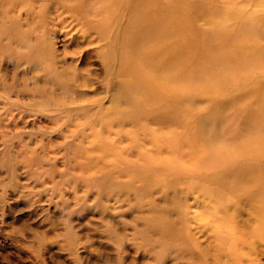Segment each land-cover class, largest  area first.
Here are the masks:
<instances>
[{
  "label": "rangeland",
  "instance_id": "374dc122",
  "mask_svg": "<svg viewBox=\"0 0 264 264\" xmlns=\"http://www.w3.org/2000/svg\"><path fill=\"white\" fill-rule=\"evenodd\" d=\"M70 4L0 0L3 83L9 84L15 75L20 90L26 75L36 76V84L43 86L38 70L16 61L17 56L35 55L38 47L39 55L56 60L58 68L62 63L73 64L79 71L68 91L58 90V97L67 104L58 109L57 124L49 121L55 114L40 109L31 93L0 90V127L5 126L7 133V139L0 136V264H264V221L243 203L229 216L216 214L213 204L192 183L220 175L223 170L218 165L234 167L209 151L213 137L217 138V121L208 119L200 126L194 121L227 104L226 115L234 118L226 127L231 133L245 122L247 109L254 112L253 117H261L264 110V95L252 91L264 81V0H202L198 4L209 7L194 17L199 34L218 39L223 48L225 43L234 45L235 53L262 54L234 60L242 68L238 77L248 81L235 86L232 82L237 77L219 71L222 52L212 38L204 47L182 49L194 57L205 50L200 68L215 74L213 81L202 76L196 81L191 74L180 81L173 79L170 110L180 127L177 134L162 139L167 141L161 143L165 150L158 154L150 139L162 138L160 124L150 119L169 104L152 105L148 99L154 92L145 89L144 83L136 94L140 110L128 111L129 105L123 102L114 104L110 84L114 78L103 70L107 50L103 44L110 46L112 37L126 34L130 16L125 12L109 18L113 22L109 43H98L96 35L87 36L72 17L75 7ZM100 14V10L92 11V23ZM232 55L239 54L225 53L222 58ZM258 65L259 72L250 71ZM123 68L126 71L130 65ZM140 72L135 68L133 76ZM27 88L33 91L32 84ZM243 96L248 97L246 102L235 104ZM122 117L140 121L137 125L130 120L119 122ZM260 117L253 123V142L264 156ZM202 131L209 141L202 138ZM236 131L240 139L236 143L232 134L223 137L227 149L220 152L224 157L246 148V140ZM257 164L255 189L262 188L264 196V157ZM224 201L228 207L234 205L232 196L225 195Z\"/></svg>",
  "mask_w": 264,
  "mask_h": 264
},
{
  "label": "bare ground",
  "instance_id": "6f19581e",
  "mask_svg": "<svg viewBox=\"0 0 264 264\" xmlns=\"http://www.w3.org/2000/svg\"><path fill=\"white\" fill-rule=\"evenodd\" d=\"M61 1H64V3L73 2V5L70 4V6L75 7L71 11L72 17L83 26L84 32L87 36L95 34L98 43H109V33L112 29L111 24L113 23L109 18H114V16L116 17L118 14L124 15L125 12L126 15L130 16V24L126 25V28L123 27V29L125 28L124 30L126 31V34L122 31L123 34L118 37H112V40L110 39V46L103 44L104 50L105 47H107L106 52L103 53L102 56V58H104L103 70L105 72H110L114 78L112 83H110L114 88V104L123 102L125 105H129L128 111L140 110L142 103L140 105V101H138L139 99H137L136 94L139 93L141 91L140 88H144V86L145 89L148 88L149 91L152 89L154 92L152 97L148 99V101L152 102V105L160 107V102H163L165 105L166 103L169 104L163 107V111L156 113V115L150 119L151 121L160 124L158 130L162 133V138L158 137L157 139L154 137L153 139H150L152 140L150 141V144L156 148L155 150L158 149L155 154L164 152L165 149H162L161 143L167 141L162 139L166 138L169 133H171L170 135L177 134V129L180 127L178 122H174L175 112L172 108L170 110V103H173V97L170 96L173 79L174 81H180L178 79L183 80L184 78H188L187 75L190 74L193 75V77H196L193 79L196 81H200L199 76L210 77V79L214 78L215 73L210 74L200 68L199 60L202 58V54L205 55V50L202 51V54L194 57L193 54H190V52L187 53V50H184L183 52L182 49H189V47L195 48L198 45L204 47L206 45L204 43H209L210 38H212V40L216 42L215 44L219 51L222 52L218 58V63L221 66L219 71L224 72V74L231 72L233 77H237L232 82L235 86L236 84L239 86L244 85V83L248 81L246 78L238 77V71L242 68L237 64L238 62L234 63V60H239L241 58L244 59L245 54H248V58H250V56H256V54H262L259 53V51L254 54L255 52L251 50H247L248 52L242 51L235 53L236 51L232 49V47H235L234 45L225 43L223 48L218 39H214L207 35L204 36L202 32L199 34L198 31H200V28L196 25L197 18L194 19V17L201 15L209 9V7L198 5L202 0H195L197 3H193L192 0H189L186 6L183 4L184 0ZM95 10H100V19L96 21L93 18L95 21L92 23L90 17L92 11ZM139 10H142V12H139ZM182 17H184V21L181 22ZM188 27L190 28L188 29ZM39 49L40 48L38 47V49L35 50V55L17 56L18 58L16 61L28 62L30 63L29 68L38 70V72L42 74L41 82L43 83V86H38L36 84L38 82L36 76L28 77L25 75L23 76V83L19 90L16 87L17 79L15 75H13L10 77L11 80L9 84L3 83L0 80V90L5 94L31 93L32 96L37 97V105L40 109H49V111L55 114L54 116L52 115L49 121L50 123L57 124L58 109L67 104L62 98L58 97V90L63 92L68 91L72 80L79 76V71L73 64L62 63L59 66L60 68H58L57 61L41 57L39 55ZM225 53L239 54L240 56L232 55V60H230V56V58L228 57L229 59H223L222 55ZM0 57L3 59L5 53L0 51ZM193 63L194 66L192 65ZM125 64L130 65V69H126V71L123 70ZM135 68L140 69V75L135 74L136 76H133V70H135ZM261 69L262 68L258 65V67L254 66L250 71L255 72L258 70L259 72ZM227 75L230 76L231 74L229 73ZM144 79L147 81L146 83ZM244 80H246V82L242 83ZM142 83H144V86ZM28 84L33 85L32 92L28 90ZM218 89L221 91L220 88ZM252 91L255 94L260 93L261 95H264V81L257 82ZM222 92L223 91L219 93ZM149 94H151V92ZM246 97L247 96L237 98L235 104L246 102ZM175 102H177V100H174V103ZM227 110V104H220L214 108L213 113H207L203 116L200 122H198V120H195L194 122L200 126L208 119L217 121L214 129L217 138L215 136L213 137L212 144L210 145L212 148H210L209 151L213 157L218 154L222 155L225 164H232L234 167L227 168V166H214V169L220 168L223 172L218 176L212 175L209 179H206V181L203 179L201 181L195 179L192 181L193 187L199 192V195L203 196V198L209 200L211 204H213V210L216 214L217 212L219 214L226 213L227 216H229V214H233L237 209V205L243 203L244 206L257 215L260 221H264V196L262 194V188L255 189L257 183H254L257 181L255 176V169L258 165L257 162L260 160V157H264L263 154L261 155L257 153L256 146H258V144L253 142V138L255 137V134L253 133V123L260 116L254 115L253 117L254 112L252 113L251 110L247 109L244 117L245 122L240 125L238 128L239 131L237 128H234L230 133L226 132L229 131L226 130V127L230 123V119L233 120L234 118L232 119V116L228 117L226 115ZM8 115L11 116V113H8ZM6 116L5 118L9 119ZM45 116L48 115L46 114ZM144 119L146 120V118ZM260 119L264 123V110H262ZM129 120L135 125L138 124L137 121H140L137 117L119 118V122H128ZM147 120L149 119L147 118ZM189 125L191 126V124ZM4 127H0V136L2 137H6L7 134L4 132ZM236 130L241 133L239 134ZM204 131H202V138L209 141L205 138ZM235 131L239 135H242L241 138L246 140V148L243 151L237 149L235 152L237 155L233 154L232 156L224 157L226 155L223 152H220L221 148L222 150L227 149L225 142H223V137L226 136L227 133L228 135L232 134L233 141L236 143L237 141H240V139L235 135ZM202 132H200V134H202ZM208 144H210V142H208ZM138 155H140V152ZM183 156L185 155H182L181 158H185ZM215 161L214 159L212 160L216 165ZM161 162L163 164H168L166 160ZM181 170H184V168ZM242 172L245 174H242ZM221 180L229 182L225 185H219L218 183H220ZM225 195L233 197L234 205L231 207L225 205ZM255 203H258V205Z\"/></svg>",
  "mask_w": 264,
  "mask_h": 264
}]
</instances>
